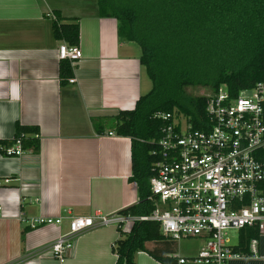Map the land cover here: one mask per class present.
I'll return each instance as SVG.
<instances>
[{"label": "crops", "instance_id": "0c3cea01", "mask_svg": "<svg viewBox=\"0 0 264 264\" xmlns=\"http://www.w3.org/2000/svg\"><path fill=\"white\" fill-rule=\"evenodd\" d=\"M73 2L0 0V141H12L17 125L39 133L38 153L0 154V264H116L112 248L119 228L128 232L132 224L82 232L63 263L50 248L69 231V218L114 216L139 203L137 186L129 182L130 140L108 129L96 133L93 121L132 110L148 91L141 51L118 38L115 20ZM54 11L79 20L82 59L73 69L75 82L65 86L59 79L62 42L54 39L46 17ZM40 217L63 220L57 227L31 226ZM182 240H196L198 248L178 256ZM182 240L145 247L178 264V258L194 257L204 246L201 238ZM257 240L256 256L228 264H264V234ZM135 264L160 263L139 252Z\"/></svg>", "mask_w": 264, "mask_h": 264}, {"label": "trees", "instance_id": "16d2710c", "mask_svg": "<svg viewBox=\"0 0 264 264\" xmlns=\"http://www.w3.org/2000/svg\"><path fill=\"white\" fill-rule=\"evenodd\" d=\"M94 8L98 18L117 22L120 40L139 47V62L151 84L132 110L93 121L96 133L108 129L131 142L129 182L137 186L139 203L118 214L147 217L155 209L149 200V180L160 159L152 153H158L163 128L184 118L191 130L207 131L208 98L221 89L238 96L264 84V0H95ZM51 13L54 39L77 47L79 20ZM72 76L70 63L60 61V85L65 86ZM197 90L205 94L190 92ZM157 114H169L172 120H162ZM17 139L23 152H39L38 130L17 125L12 141H0V154ZM260 189L264 193V181ZM119 236L112 248L116 264H135L139 252L148 253L160 264H175L174 259L145 247L151 242H175L161 234L159 224L135 222L128 232L119 228ZM258 237L255 228L240 230L234 251L248 256L250 241Z\"/></svg>", "mask_w": 264, "mask_h": 264}, {"label": "built area", "instance_id": "2783aa9c", "mask_svg": "<svg viewBox=\"0 0 264 264\" xmlns=\"http://www.w3.org/2000/svg\"><path fill=\"white\" fill-rule=\"evenodd\" d=\"M46 17L55 21L52 13ZM58 59L68 61L72 70L82 59V51L62 43ZM68 82L73 84L74 79ZM207 131H194L181 118L163 128L158 141L160 159L149 180L150 201L155 209L147 217L105 216L69 218V231L60 235L50 248L51 255L63 263L72 249V240L96 226L118 228L135 222L159 224L161 234L178 242L201 238L204 246L196 256L178 258V264H228L254 257L258 240L249 244V255L235 252L227 245L225 232L255 228L264 234V84L259 83L238 96L221 89L206 102ZM172 120L169 114H157ZM111 135V134H110ZM23 154L20 139L4 150L6 157ZM62 218L40 217L31 226H59Z\"/></svg>", "mask_w": 264, "mask_h": 264}, {"label": "rangeland", "instance_id": "374dc122", "mask_svg": "<svg viewBox=\"0 0 264 264\" xmlns=\"http://www.w3.org/2000/svg\"><path fill=\"white\" fill-rule=\"evenodd\" d=\"M76 2L73 3H78L80 5H86V6H90V7H94V3L95 0H74ZM138 47V46H137ZM139 48V47H138ZM140 50V49H139ZM146 85L148 86V91H146L145 94H147L151 88V84L148 80H146ZM192 94L194 93L195 95H203L205 94V92L203 91H190ZM225 239H227V245L228 246H234L236 244L237 241V232L233 231V230H228L225 232ZM199 242L196 240H182L181 242H179L178 244V256H188L190 254H192V252L194 250H196L198 248Z\"/></svg>", "mask_w": 264, "mask_h": 264}]
</instances>
